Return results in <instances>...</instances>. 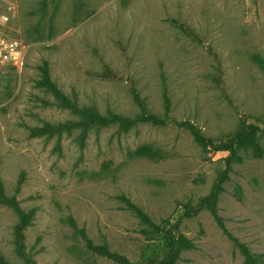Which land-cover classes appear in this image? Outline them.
Returning <instances> with one entry per match:
<instances>
[{"label": "rangeland", "instance_id": "rangeland-1", "mask_svg": "<svg viewBox=\"0 0 264 264\" xmlns=\"http://www.w3.org/2000/svg\"><path fill=\"white\" fill-rule=\"evenodd\" d=\"M168 19L188 24L204 43ZM103 64L122 76L101 77ZM45 65L80 107L141 114L132 80L151 113L190 122L209 138L230 135L242 114L264 122V0H0V178L6 195L33 213L24 232L28 257L120 264L90 251L84 230L130 264H160L168 257L163 234L145 235L124 197L192 242L177 264H244L200 206L216 190L227 155L203 149L174 123L96 127L84 148L80 128L44 132L80 120L42 86ZM144 146L163 157H137ZM239 154L242 162L221 184L218 215L264 264V158ZM18 223L0 205V253L26 264L17 255Z\"/></svg>", "mask_w": 264, "mask_h": 264}, {"label": "trees", "instance_id": "trees-1", "mask_svg": "<svg viewBox=\"0 0 264 264\" xmlns=\"http://www.w3.org/2000/svg\"><path fill=\"white\" fill-rule=\"evenodd\" d=\"M173 25L180 28L187 36L192 40L203 44L204 39L194 31V29L186 23L179 20L168 19ZM211 53H213L210 48ZM214 54V53H213ZM106 72L101 75L103 78L107 79H118L122 75L113 72L108 68L107 65L103 64ZM43 81L42 86H44L49 92H51L55 99L60 105L66 109H69L72 113L80 118L79 121H71L62 125H50L43 129L44 132H56L61 134L64 131H71L73 129L80 128L83 130L84 134L80 137V146L84 148L85 146V134L88 130L93 128H105L112 125H117L122 130H129L141 123H152L155 125H166L169 123H174L180 127H184L192 133L196 142L205 150H211L216 153H225L226 156V169L219 179L218 185L214 193L210 196L204 198L202 204L206 205L210 210L214 218L216 219L219 227L222 229L223 233L233 242L234 246L241 252L244 257V264H261V256H257L250 248L242 243L238 238L234 237L226 228L223 219L218 215V194L222 190L221 184L228 178L227 174L231 170L234 163L242 162L243 158L239 154L242 151L250 150L254 158L263 159L264 158V148L262 146L261 140L264 138V122L253 119L246 114H242L240 121V128L233 134L221 136L219 138L213 139L206 137L202 134L201 130L198 129L194 124L190 122H178L172 117L166 115L162 118L156 114L151 113L147 108L145 102L142 100L138 89L134 86L135 83L130 80V89L134 97L135 102L141 108V114L134 117H128L116 113H108L106 115L100 114L96 109L83 108L78 106V104L68 98L58 87V85L51 79L48 66L45 65L42 68ZM97 76V75H96ZM100 76V75H99ZM221 87L225 90L224 83H221ZM168 106V104H167ZM137 157H144L148 159H160L162 158V153L158 149L151 146H144L139 148L135 153ZM122 200L126 203L127 209L134 213V215L140 220L142 225L147 228L144 229L143 233L145 235L163 234V239L165 241L166 247L168 249V257L163 260L160 264H177L180 260L181 254L184 251L191 250L193 248L192 242L187 240L181 233L174 234L173 229L162 227L156 225L154 221L148 216L140 207L133 204L130 200L122 197ZM0 205L7 206L15 211L19 218V223L15 229L16 236V249L17 255L24 259L26 264H35L32 258L28 257L26 254L25 245V229L31 223L33 219V213H26L17 201L15 196L9 197L6 195L5 187L0 178ZM170 225V224H169ZM171 226V225H170ZM172 227V226H171ZM80 234L86 241L88 249L100 256L106 257L120 264H130L127 259L112 252L109 247L104 245H95L92 240H90L84 230H80ZM0 264H12L8 262L0 253Z\"/></svg>", "mask_w": 264, "mask_h": 264}, {"label": "clouds", "instance_id": "clouds-1", "mask_svg": "<svg viewBox=\"0 0 264 264\" xmlns=\"http://www.w3.org/2000/svg\"><path fill=\"white\" fill-rule=\"evenodd\" d=\"M2 19H6V17L5 18H2Z\"/></svg>", "mask_w": 264, "mask_h": 264}]
</instances>
